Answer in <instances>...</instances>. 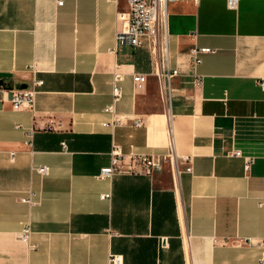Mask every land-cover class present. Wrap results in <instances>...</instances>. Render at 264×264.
<instances>
[{"label":"crops","instance_id":"0c3cea01","mask_svg":"<svg viewBox=\"0 0 264 264\" xmlns=\"http://www.w3.org/2000/svg\"><path fill=\"white\" fill-rule=\"evenodd\" d=\"M125 9L126 0H0V73L34 90L32 110H14L0 86V264H112V255L118 264H252L264 238V0L234 10L225 0H166L162 63L177 73L164 97L148 45L115 41ZM198 47L212 51L192 66ZM113 70L123 121L109 129ZM134 73L145 75L138 90ZM112 146L160 166L98 177Z\"/></svg>","mask_w":264,"mask_h":264},{"label":"built area","instance_id":"2783aa9c","mask_svg":"<svg viewBox=\"0 0 264 264\" xmlns=\"http://www.w3.org/2000/svg\"><path fill=\"white\" fill-rule=\"evenodd\" d=\"M165 2L166 0H126V9L118 11L115 18L121 22V27L115 33V41L120 44H128L130 46L138 47L146 43L150 52L152 53L155 63L153 74L158 80L161 96L167 94L164 81H167L171 76H174L176 69L167 70L163 68V42L160 40L159 35L164 27L165 20ZM238 0H225V5L228 9L234 10L237 6ZM56 4L60 5L61 0H56ZM212 49L209 47H198L190 51V63L192 66L200 61V54L209 53ZM122 79V74L113 70L110 79V101L102 107V112L109 115V120L101 122L102 126H107L109 129L119 125L123 121V117L115 112V103L121 95L119 82ZM133 87L138 90L144 82L145 75L134 73L131 75ZM41 80L32 78V86L41 84ZM191 82L193 86H198L200 79L197 75H193ZM258 88L264 92V76L256 80ZM10 102L14 110L20 108H27L32 110L33 106V93L34 90L30 89H11ZM141 120L134 119L133 125L138 126ZM25 144L30 143L31 131H26L24 134ZM64 147V143H61ZM230 155H239L238 151L231 152ZM13 152H9V160L12 161ZM162 158L155 157L149 154L129 153L122 154L117 146H112L109 151V164L99 168L98 177H109L116 173L132 174V175H150L153 171L157 170L160 166ZM251 158L244 157L243 168L247 170ZM39 175H46L48 167L45 165H37L31 167ZM189 171V167L185 168ZM101 199L109 197V193H101ZM23 202H30V200L21 198ZM29 228L24 226L20 233L19 238L23 242L28 241ZM112 264H118V256L112 255L110 257ZM252 264H264V238L259 241L258 252L255 261Z\"/></svg>","mask_w":264,"mask_h":264},{"label":"water","instance_id":"95a60500","mask_svg":"<svg viewBox=\"0 0 264 264\" xmlns=\"http://www.w3.org/2000/svg\"><path fill=\"white\" fill-rule=\"evenodd\" d=\"M8 73H0V86L3 89L11 90V89H24L26 87L25 84H15L12 85L10 80H6L5 77H8Z\"/></svg>","mask_w":264,"mask_h":264}]
</instances>
